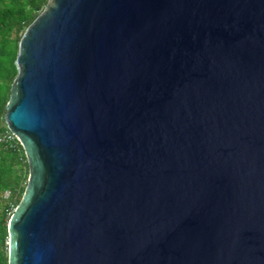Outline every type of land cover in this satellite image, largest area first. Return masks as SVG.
<instances>
[{
	"label": "water",
	"instance_id": "water-1",
	"mask_svg": "<svg viewBox=\"0 0 264 264\" xmlns=\"http://www.w3.org/2000/svg\"><path fill=\"white\" fill-rule=\"evenodd\" d=\"M15 64L9 264H264V0H47Z\"/></svg>",
	"mask_w": 264,
	"mask_h": 264
},
{
	"label": "trees",
	"instance_id": "trees-1",
	"mask_svg": "<svg viewBox=\"0 0 264 264\" xmlns=\"http://www.w3.org/2000/svg\"><path fill=\"white\" fill-rule=\"evenodd\" d=\"M47 0H0V264L8 263V220L21 201L28 162L22 145L7 127L5 104L17 74L20 37ZM7 192V193H6Z\"/></svg>",
	"mask_w": 264,
	"mask_h": 264
},
{
	"label": "rangeland",
	"instance_id": "rangeland-1",
	"mask_svg": "<svg viewBox=\"0 0 264 264\" xmlns=\"http://www.w3.org/2000/svg\"><path fill=\"white\" fill-rule=\"evenodd\" d=\"M5 114V113H4ZM27 180H28V170L26 171V174H25V177L23 178V181L25 182V183H27ZM7 193V192H6ZM7 246H8V239H7ZM7 249H8V247H7Z\"/></svg>",
	"mask_w": 264,
	"mask_h": 264
}]
</instances>
